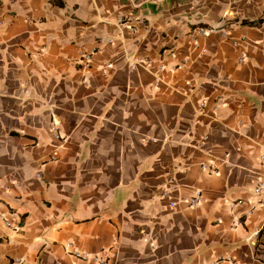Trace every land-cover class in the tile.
Segmentation results:
<instances>
[{
  "label": "crops",
  "instance_id": "1",
  "mask_svg": "<svg viewBox=\"0 0 264 264\" xmlns=\"http://www.w3.org/2000/svg\"><path fill=\"white\" fill-rule=\"evenodd\" d=\"M263 155L264 0H0V264H264Z\"/></svg>",
  "mask_w": 264,
  "mask_h": 264
},
{
  "label": "built area",
  "instance_id": "2",
  "mask_svg": "<svg viewBox=\"0 0 264 264\" xmlns=\"http://www.w3.org/2000/svg\"><path fill=\"white\" fill-rule=\"evenodd\" d=\"M119 24H125L126 22H124L123 19H120L118 21ZM131 31L132 32H136V27L135 26H131ZM215 30L214 29H209V30H205V29H202L200 30V35L202 37H208L211 33H213ZM236 43H238V41H236ZM195 46H198L197 43H195ZM172 56L174 57V54H172ZM246 55L243 54L241 56V62H245L246 61ZM92 62H93V54H84L82 55V58H81V65L83 66V68L85 70H90L92 68ZM188 62L187 59H185L183 61V65H186V63ZM207 104L204 103V107L206 106ZM216 109L219 108L218 105H216L215 107ZM57 138L59 140H62L63 139V136L61 134H58L57 135ZM262 160L264 161V155L262 156ZM202 169L204 170H208L207 166L204 165L202 166ZM212 172H215L214 170H210ZM264 193V183H259L258 186L256 187V189L254 190V194L259 196L261 194ZM200 201H201V196L199 194L195 195L192 199H190L188 201V205L190 208H195L196 206H198L200 204ZM178 202H172V206H177ZM0 219L4 222V224L6 225V227H9V228H12L13 227V224H12V221L9 220L6 216H3V215H0ZM264 229V228H263ZM262 231V230H261ZM261 231H256L252 238H251V242H252V245L253 246H257V240L259 238V235H260V232ZM70 255H72L73 257L77 258V259H80L82 261H85V260H88L89 259V256L84 254V253H80V252H74V253H70ZM226 264H238L236 263L232 258H229L225 261Z\"/></svg>",
  "mask_w": 264,
  "mask_h": 264
},
{
  "label": "trees",
  "instance_id": "3",
  "mask_svg": "<svg viewBox=\"0 0 264 264\" xmlns=\"http://www.w3.org/2000/svg\"><path fill=\"white\" fill-rule=\"evenodd\" d=\"M262 234H264V229L260 232L259 237H261ZM258 243H259V242H258ZM258 243H257V245H258ZM260 244H261V243H260Z\"/></svg>",
  "mask_w": 264,
  "mask_h": 264
}]
</instances>
